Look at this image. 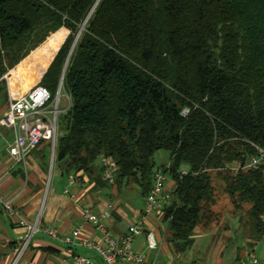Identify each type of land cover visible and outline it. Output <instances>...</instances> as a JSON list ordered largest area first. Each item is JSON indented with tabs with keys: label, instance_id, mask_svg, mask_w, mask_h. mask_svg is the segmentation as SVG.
<instances>
[{
	"label": "trees",
	"instance_id": "obj_1",
	"mask_svg": "<svg viewBox=\"0 0 264 264\" xmlns=\"http://www.w3.org/2000/svg\"><path fill=\"white\" fill-rule=\"evenodd\" d=\"M60 27L68 33L39 84L55 93L72 46L55 144L62 172L105 185L96 169L105 155L114 188L134 183L145 197L153 154L165 150L172 190L162 221L176 250L224 214L249 246L260 241L264 163H245L264 150V0H0V78ZM62 38L35 52L41 69ZM5 87L0 79L3 103Z\"/></svg>",
	"mask_w": 264,
	"mask_h": 264
},
{
	"label": "crops",
	"instance_id": "obj_2",
	"mask_svg": "<svg viewBox=\"0 0 264 264\" xmlns=\"http://www.w3.org/2000/svg\"><path fill=\"white\" fill-rule=\"evenodd\" d=\"M58 31L63 32V38L47 60L44 69L40 70L39 65L45 56L36 55L35 52L42 48L51 34ZM53 33L49 34L44 43L34 48L29 57L21 59L0 78L5 82L7 96L6 102H0V192L27 221L31 222L38 216L41 226L56 229L59 236L53 238L43 233L33 234L16 264H71V258L65 254L67 246L62 238L75 227H79L76 241L101 240V233L83 220V207L99 213L107 204H111V211L104 219V224L108 235L115 237L123 234L131 221L139 217L144 205L145 197L141 196V201L135 203L123 198L121 191L116 190L113 185L94 183L85 173L76 175L75 183L67 187L68 174H64L59 163L54 160L55 151L51 161L50 145L47 142L41 143L26 156L25 168L22 162H16L8 154L5 141L13 138V131L1 123L2 114L11 97L20 96L35 82H39L40 74L46 70L68 31L60 27ZM12 82L16 83L13 90L9 86ZM96 165L99 172L98 161ZM65 188H68V193L64 192ZM165 188L170 192L172 190L170 176L165 181ZM162 216L161 209L146 217L142 224V233L133 239L132 249L143 254V264H236L241 260L239 254L227 253L228 257L225 256L224 250L229 246L225 245V241H229V236L219 231L216 225L207 229L196 227L192 245L185 251L176 250L164 236L165 224ZM24 232L25 229L16 225L0 205V264H10ZM148 233L156 242L155 248L147 247ZM72 250L101 263L99 255L91 249L75 244ZM114 264L128 263L119 259Z\"/></svg>",
	"mask_w": 264,
	"mask_h": 264
},
{
	"label": "built area",
	"instance_id": "obj_3",
	"mask_svg": "<svg viewBox=\"0 0 264 264\" xmlns=\"http://www.w3.org/2000/svg\"><path fill=\"white\" fill-rule=\"evenodd\" d=\"M62 90V92H61ZM63 93L62 80L58 81L55 93L38 84H33L25 93L18 97H11L8 105L1 117V123L13 131V138L5 141L8 154L16 162H22L25 168L26 156L44 140L50 145L51 161L53 159L55 144L58 135V116L61 112L59 103ZM68 98V96H67ZM187 109L182 110V115L187 113ZM101 168V180L108 185L114 182L116 163L111 158L101 155L99 157ZM264 163V150L258 148V154L250 156L245 167H258ZM170 162L167 161L162 166L154 169L151 186L144 199L143 209L136 220L131 221L126 231L115 237L107 233L104 219L109 216L111 204L99 213H94L89 207L82 208V217L85 222L90 223L101 233V240L79 239L75 240L79 233V227L69 231V234L62 238L66 244L65 254L71 258V264H114L117 260H123L128 264H143V254L132 249V242L136 235L142 233V224L150 214L161 210L162 206L170 200L171 192L165 188V181L169 176ZM187 173L186 169L179 171V176ZM76 175L69 173L67 177V187L75 183ZM68 193V188L64 189ZM0 205L7 216L18 226L25 229L20 237V245L15 249V254L10 264H16L26 249L29 239L35 233H43L49 237H59L54 228L41 226L39 217L33 221H27L16 207L6 199L0 192ZM147 247L155 248L156 242L153 236L146 235ZM81 245L95 251L101 258V263H97L89 257L73 252V245ZM65 260V259H63ZM156 264H166L164 262ZM236 264H264V258L256 256L254 252H248L247 258Z\"/></svg>",
	"mask_w": 264,
	"mask_h": 264
},
{
	"label": "rangeland",
	"instance_id": "obj_4",
	"mask_svg": "<svg viewBox=\"0 0 264 264\" xmlns=\"http://www.w3.org/2000/svg\"><path fill=\"white\" fill-rule=\"evenodd\" d=\"M32 50H30L28 54H26L24 57L26 56L29 57L30 52ZM39 69L42 70L40 66H39ZM4 76H6V74ZM41 76L42 74H40L39 76V81L41 80ZM35 83L39 84V82H35ZM63 93H64V95L62 96L63 98H61V101L59 103V108L61 109V112H65L67 107L69 106V97L67 98L68 95L66 94L64 90H63ZM47 150L49 152V148ZM167 158H168V153L165 150H158L153 154V160L156 166H159L161 164L163 165L166 162ZM184 168L185 167H183L182 169ZM121 193H122L123 198H127L130 201L133 200L135 203H139L141 201V194L139 193L137 185L134 183L131 185H126V187H124L121 190ZM217 227L219 231L223 232L224 235L229 236L227 237L229 238V241L228 242L227 240L225 241L226 243L225 245H229L227 247L228 249L224 250V254L226 257H228L227 256L228 254L229 255L239 254V256L241 257V260H245L247 258L248 252L252 251L256 254V256L264 258V237L257 243H253L252 246H249V244L251 243V239L245 234V232L241 233L242 231L241 226L237 225L236 219H232L231 217L226 216V214H224V216L222 217L221 223H219V225L217 224Z\"/></svg>",
	"mask_w": 264,
	"mask_h": 264
},
{
	"label": "water",
	"instance_id": "obj_5",
	"mask_svg": "<svg viewBox=\"0 0 264 264\" xmlns=\"http://www.w3.org/2000/svg\"><path fill=\"white\" fill-rule=\"evenodd\" d=\"M82 27H83V24H81V25L79 26L78 32L82 29ZM74 41H75V40H74ZM71 49H72V46H71V48H70V50H69V52H68V55H67V57H66V59H65V62H64V65H63V68H62V71H61V74H60L59 80H62L63 73H64V69H65V65H66V63H67V59H68V57H69V54H70V52H71Z\"/></svg>",
	"mask_w": 264,
	"mask_h": 264
},
{
	"label": "bare ground",
	"instance_id": "obj_6",
	"mask_svg": "<svg viewBox=\"0 0 264 264\" xmlns=\"http://www.w3.org/2000/svg\"><path fill=\"white\" fill-rule=\"evenodd\" d=\"M9 86H10V89L13 90L15 88V86H16V83L12 82V83L9 84Z\"/></svg>",
	"mask_w": 264,
	"mask_h": 264
}]
</instances>
